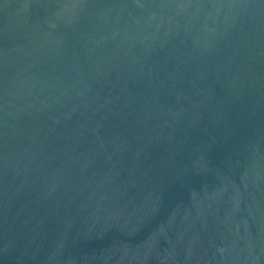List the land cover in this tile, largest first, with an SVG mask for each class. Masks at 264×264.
Segmentation results:
<instances>
[{
    "label": "water",
    "instance_id": "1",
    "mask_svg": "<svg viewBox=\"0 0 264 264\" xmlns=\"http://www.w3.org/2000/svg\"><path fill=\"white\" fill-rule=\"evenodd\" d=\"M0 264H264V0H0Z\"/></svg>",
    "mask_w": 264,
    "mask_h": 264
}]
</instances>
